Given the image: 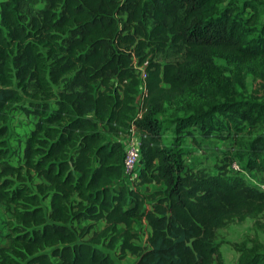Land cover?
Here are the masks:
<instances>
[{
	"label": "trees",
	"instance_id": "obj_1",
	"mask_svg": "<svg viewBox=\"0 0 264 264\" xmlns=\"http://www.w3.org/2000/svg\"><path fill=\"white\" fill-rule=\"evenodd\" d=\"M23 1H0V203L9 214L0 264H115L104 248L116 247L119 257L135 256L131 264H224L216 229L249 217L264 231V190L224 167H189L180 146L185 130L207 136L225 126L237 139L242 123L264 122V99L237 96L247 76L264 87L255 0H243L244 19L229 0H43L27 19ZM168 43L181 46V58L154 60ZM134 58L146 73L133 119L141 134L137 184H162L148 194L113 187L124 156L114 137L127 133L135 110ZM25 96L36 121L13 164L8 110ZM169 109L181 114L166 144L157 116ZM236 152L223 157L264 172V134ZM142 219L150 226L144 246L133 227ZM81 220L88 223L76 229ZM232 246L236 264H264L257 238Z\"/></svg>",
	"mask_w": 264,
	"mask_h": 264
},
{
	"label": "rangeland",
	"instance_id": "obj_2",
	"mask_svg": "<svg viewBox=\"0 0 264 264\" xmlns=\"http://www.w3.org/2000/svg\"><path fill=\"white\" fill-rule=\"evenodd\" d=\"M1 1V0H0ZM257 7L261 10L260 19L264 21V0H255ZM243 0H229L233 6H237L236 15L239 19H244L250 13L249 9H245L242 5ZM46 6V2L43 0H24L19 7L20 15L23 18H28L32 14L37 13L40 9ZM223 8V4L221 7ZM182 56V48L179 45L168 43L163 51L154 54V60L164 63L169 61L179 60ZM136 61V59L134 58ZM218 64L224 65L221 59H216ZM68 79V78H66ZM70 79V77H69ZM63 80L59 85L54 86V91H58L62 86L69 81ZM29 89L33 91V86ZM237 96L239 98H253V99H264V87L260 82L253 78L252 76H247L246 85L244 89H238ZM30 98L25 96L22 101L14 104L8 110L7 126L9 133L7 135V144L9 149V154L7 161L13 164H19L22 162V150L24 145V140L28 136L29 132L34 126L36 121V116L32 113H27L24 109L29 107ZM51 102V101H50ZM181 113H174L172 110H167L162 115H158V119L162 123L163 127V142L168 144L172 141L174 136L173 131V119L174 117L180 115ZM184 135L181 137L180 146L183 151L184 159L186 165H194V169H206L207 171H213L219 167H224L230 174H235V172L229 169V157H223L225 151H229L231 154H237L236 151L246 150L248 142L256 134H264V122L251 124L244 122L240 125V131L238 133L237 139H235L234 130L231 132L226 130L224 126L221 130H214L210 135L203 136L198 130L191 129L190 134H187L186 130ZM125 135H127L125 133ZM210 141V148L204 149L203 141ZM192 147L198 150H203L204 154L200 160V156L195 154L198 161L189 162L186 158L187 155L193 153ZM222 154L218 157L216 155V150ZM226 155V154H225ZM255 180L259 179L258 172L252 175ZM156 186H149L143 191L151 192L157 189ZM47 206V201L44 202ZM9 214L6 212L4 205L0 203V246L6 243L5 234L7 232ZM264 220V218H260ZM88 223L86 220H81L79 222H73L76 229H79L83 225ZM102 225V222H98L94 225L93 229L98 230ZM134 230L136 231L137 238L135 242L141 246L145 245V235L146 229L140 223H136ZM88 237V236H86ZM257 238L263 245L264 250V231L256 226L255 218H246L244 221H232L225 226L216 229L215 231V242L218 244L220 253L222 255L224 264H236L238 252L233 248L232 243L245 242L248 246L253 243V240ZM102 248H104L102 246ZM111 257L113 258L115 264H131L135 260V256L126 252L123 257H119V251L116 247L115 249L108 250L105 249Z\"/></svg>",
	"mask_w": 264,
	"mask_h": 264
},
{
	"label": "built area",
	"instance_id": "obj_3",
	"mask_svg": "<svg viewBox=\"0 0 264 264\" xmlns=\"http://www.w3.org/2000/svg\"><path fill=\"white\" fill-rule=\"evenodd\" d=\"M133 66L135 68V71L137 72V77L139 80L138 86H137V92L134 95V114L131 116V121L129 125V129L127 131V137L122 142L124 145V156L122 160V173L121 178L114 184L113 187L118 188L120 186H128L132 189H135L138 179V173L139 169L141 167L140 163V138L141 134L135 127L133 123V119H137L141 116L142 112V99L146 92L145 90V77L146 73L142 67H137L136 61L133 60ZM139 132L138 136H134V132ZM216 150V155L218 157L222 156L219 151ZM229 169L237 174H239L241 177H243L246 182L250 185H253L257 187L258 189L264 190V172H259L255 170H248L242 166V163L237 160L233 159L229 163ZM258 172L259 179L255 180L253 178V174ZM148 207V205H146ZM135 224V223H134Z\"/></svg>",
	"mask_w": 264,
	"mask_h": 264
},
{
	"label": "crops",
	"instance_id": "obj_4",
	"mask_svg": "<svg viewBox=\"0 0 264 264\" xmlns=\"http://www.w3.org/2000/svg\"><path fill=\"white\" fill-rule=\"evenodd\" d=\"M138 134H139L138 131L137 132H134V136H138ZM126 137H127V135H125V133H124V134H120L119 136H116L114 138H116V139H118V140H120V141L123 142ZM202 146L204 147V149L210 148V141L204 140ZM191 150H193V153L191 152V154H189V155L186 156L187 160L189 162L198 161L197 158L195 157V154H198L200 156V160H201V158L203 157L204 151L203 150L200 151V150L196 149L195 147H192ZM183 157H185V156H183ZM184 161H185V159H184ZM185 163H186V161H185ZM188 166L194 168V165H192V164H190ZM149 186H156V187L160 188L162 186V184H156V183L136 184L135 189L137 191H139L140 193H142V194H148V192H144L143 193V191L146 189V187L148 188ZM137 223H139V224L141 223L145 227V229H146L145 238H146L147 234L150 232V226H149V224L147 223V221L145 219L139 220ZM135 224L133 225V227H135ZM118 229L121 231L123 229L122 225H118Z\"/></svg>",
	"mask_w": 264,
	"mask_h": 264
}]
</instances>
